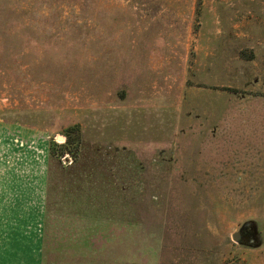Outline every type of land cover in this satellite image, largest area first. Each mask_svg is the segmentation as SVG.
Wrapping results in <instances>:
<instances>
[{"label":"rangeland","instance_id":"1","mask_svg":"<svg viewBox=\"0 0 264 264\" xmlns=\"http://www.w3.org/2000/svg\"><path fill=\"white\" fill-rule=\"evenodd\" d=\"M0 137L44 264H264V0H0Z\"/></svg>","mask_w":264,"mask_h":264},{"label":"crops","instance_id":"2","mask_svg":"<svg viewBox=\"0 0 264 264\" xmlns=\"http://www.w3.org/2000/svg\"><path fill=\"white\" fill-rule=\"evenodd\" d=\"M13 155L0 137V264H44V169L15 168Z\"/></svg>","mask_w":264,"mask_h":264},{"label":"water","instance_id":"3","mask_svg":"<svg viewBox=\"0 0 264 264\" xmlns=\"http://www.w3.org/2000/svg\"><path fill=\"white\" fill-rule=\"evenodd\" d=\"M232 237L235 240L238 239L239 238V233L238 232L233 233Z\"/></svg>","mask_w":264,"mask_h":264}]
</instances>
